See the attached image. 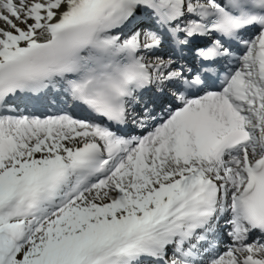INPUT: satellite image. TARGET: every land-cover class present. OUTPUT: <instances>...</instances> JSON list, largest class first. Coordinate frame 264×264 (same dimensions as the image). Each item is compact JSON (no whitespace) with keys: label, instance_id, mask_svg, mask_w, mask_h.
Segmentation results:
<instances>
[{"label":"snow or ice","instance_id":"obj_1","mask_svg":"<svg viewBox=\"0 0 264 264\" xmlns=\"http://www.w3.org/2000/svg\"><path fill=\"white\" fill-rule=\"evenodd\" d=\"M0 264H264V0H0Z\"/></svg>","mask_w":264,"mask_h":264}]
</instances>
